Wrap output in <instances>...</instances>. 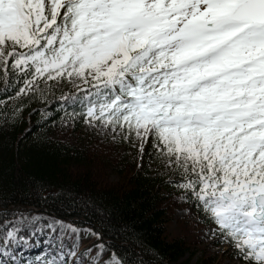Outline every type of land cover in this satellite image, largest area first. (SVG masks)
<instances>
[{"label": "snow or ice", "instance_id": "6c2138e0", "mask_svg": "<svg viewBox=\"0 0 264 264\" xmlns=\"http://www.w3.org/2000/svg\"><path fill=\"white\" fill-rule=\"evenodd\" d=\"M64 75L106 90L79 118L136 148L138 166L150 142L213 235L242 264H264V0H0V82L15 103ZM0 216V264H126L82 249L75 223ZM37 233L45 250L21 256Z\"/></svg>", "mask_w": 264, "mask_h": 264}, {"label": "trees", "instance_id": "16d2710c", "mask_svg": "<svg viewBox=\"0 0 264 264\" xmlns=\"http://www.w3.org/2000/svg\"><path fill=\"white\" fill-rule=\"evenodd\" d=\"M17 76L14 84L22 86L23 77L19 72ZM40 79L49 85L46 95L25 99L22 108L15 103V92L0 82V109L8 105L11 121L7 128L0 127V209L39 212L90 228L99 235L92 241L83 237L84 245L91 252L99 249L102 257L123 258L126 264H210L206 251L195 263L191 257L181 261L187 254L195 256L205 237L191 231L170 236L173 208L187 205L194 226L211 221L167 182L165 162L156 158L151 143L138 166L136 148L109 136L97 137L87 130V120L79 118L86 115L79 104L99 102L106 90L90 77L87 84L67 75ZM69 96L75 104L65 103ZM16 108L19 118L11 115ZM4 118L0 111V121ZM39 244L17 250L31 259L45 250Z\"/></svg>", "mask_w": 264, "mask_h": 264}, {"label": "rangeland", "instance_id": "374dc122", "mask_svg": "<svg viewBox=\"0 0 264 264\" xmlns=\"http://www.w3.org/2000/svg\"><path fill=\"white\" fill-rule=\"evenodd\" d=\"M74 80H77L78 78L72 77ZM87 130L88 131H94L97 134V137L99 138H107L109 136V131L110 128H105L103 125H101L98 122L94 123H88L87 122ZM146 150V147H145ZM145 153V151H144ZM143 153V155H144ZM140 156V153L138 152V157ZM143 158V157H142ZM37 216H42L44 218L43 222H47V220L53 216L50 215H44L40 214L39 212L32 213ZM194 217L192 213L190 212V209L187 205H178L173 208V219L170 222L169 225V234L170 236H175V235H182V234H187L189 231L192 233H201L205 237V242L201 245L200 248H198V253L195 256H191L190 254H187L185 257L182 258L181 261H185L191 257L190 263H195L200 260L202 255L204 256L206 251L207 257L209 258L210 256V264H242L241 260L237 258L236 256H232L230 253H232V246L230 243L227 242H220V237L219 233L216 235H213L212 229H215L217 226L214 223H208L205 226H194L193 224ZM81 229V248L83 249L84 242L86 241V237H89L88 239L92 241L93 239L96 238V235H94L93 231L90 228L83 227L79 228ZM90 230V231H89ZM47 231V230H45ZM86 238L84 241L83 239ZM44 235L42 233H37L33 236V238L29 241V243H37L39 241L40 243H43ZM88 241V243L90 242ZM218 241V243H217ZM39 245H44V244H39ZM90 248V246H87ZM97 247H100V243L97 244ZM203 250V251H201ZM100 250H95L92 251V254L95 255V253ZM101 256V254H100ZM103 261H109L112 258L117 259L115 256L111 257H102Z\"/></svg>", "mask_w": 264, "mask_h": 264}]
</instances>
